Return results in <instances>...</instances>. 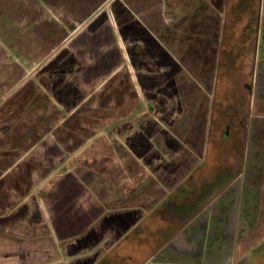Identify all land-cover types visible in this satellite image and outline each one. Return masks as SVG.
<instances>
[{"label": "crops", "instance_id": "0c3cea01", "mask_svg": "<svg viewBox=\"0 0 264 264\" xmlns=\"http://www.w3.org/2000/svg\"><path fill=\"white\" fill-rule=\"evenodd\" d=\"M263 229L264 0H0V264H230Z\"/></svg>", "mask_w": 264, "mask_h": 264}, {"label": "rangeland", "instance_id": "374dc122", "mask_svg": "<svg viewBox=\"0 0 264 264\" xmlns=\"http://www.w3.org/2000/svg\"><path fill=\"white\" fill-rule=\"evenodd\" d=\"M245 7L246 6L244 4L240 5V8L243 11V13L246 11V9H249V7H246V8ZM109 14H110V12L108 11V15ZM232 65L230 64V62L224 61L222 64V73L224 74V76L230 77V80L232 81V83H231L232 84V92L240 93L241 91H243V89L241 87V82H239L240 81L239 77L243 78L240 76L243 67H241V66L235 67L234 66V68H233ZM223 74L221 75L222 78L224 77ZM145 97L146 96L141 95L142 103L145 101L147 102V99ZM235 117H238V115H235ZM241 142H242L241 137L238 134H236L235 137L233 138L232 143H230V148L233 151L232 159H233L234 163L235 162L237 163V166H236V163L234 164V170L240 164L239 159H238L240 156V153L238 150H240ZM261 238L264 240V230L262 231V237ZM259 239L260 238L257 236V239H255V243H257ZM254 246L255 245H252V244H245V248L247 250L251 249ZM258 250H259V252L256 253V250H253V248H252L251 251H245V253H246L245 259L244 258H242V260L230 259L229 262H230V264H264V242H263V244H261V246L258 248ZM259 254H261V255H259Z\"/></svg>", "mask_w": 264, "mask_h": 264}, {"label": "built area", "instance_id": "2783aa9c", "mask_svg": "<svg viewBox=\"0 0 264 264\" xmlns=\"http://www.w3.org/2000/svg\"><path fill=\"white\" fill-rule=\"evenodd\" d=\"M112 16H113L112 13H110V14L108 15V18H109V20L113 23V17H112ZM119 47H120L122 50H125V47H124L121 43H119ZM129 71L133 72L131 68H129Z\"/></svg>", "mask_w": 264, "mask_h": 264}, {"label": "flooded vegetation", "instance_id": "af4514ba", "mask_svg": "<svg viewBox=\"0 0 264 264\" xmlns=\"http://www.w3.org/2000/svg\"><path fill=\"white\" fill-rule=\"evenodd\" d=\"M264 230V229H263ZM261 246V245H260ZM258 252H259V250L258 249H256ZM257 253V252H256ZM259 255H261V254H259Z\"/></svg>", "mask_w": 264, "mask_h": 264}]
</instances>
